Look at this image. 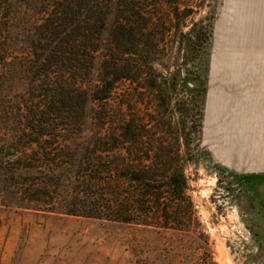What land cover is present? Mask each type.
I'll return each instance as SVG.
<instances>
[{"label": "trees", "instance_id": "16d2710c", "mask_svg": "<svg viewBox=\"0 0 264 264\" xmlns=\"http://www.w3.org/2000/svg\"><path fill=\"white\" fill-rule=\"evenodd\" d=\"M11 1L0 0V192L16 189L18 208L27 211L95 219L117 211L120 223L190 233L197 219L185 171L195 164L189 148L192 141L200 143L207 86L196 85L188 70L180 79V72L166 69L164 76L155 65L174 31L193 50L205 47L211 31L183 33L185 23L174 19L178 0H37L38 12L20 25L1 15ZM150 6L175 13L169 11L164 21L147 19ZM178 44L185 50L184 41ZM147 73L148 88L166 102L184 85L181 131L171 141L172 133L163 131L171 119H161L154 133L139 121L142 129L132 135L138 119L123 115L120 141L127 147L117 150V165H104L105 154L113 151L95 147L105 141L101 128L95 129L94 148L87 146L85 113L110 99L117 82L134 85ZM188 97L195 98L196 109L189 108ZM189 118H194L191 126ZM114 175L117 202L106 208L101 196H114L115 181L104 178ZM67 186L74 191L70 197L56 193ZM106 186L109 193L101 195ZM60 198L68 202L61 210L56 208Z\"/></svg>", "mask_w": 264, "mask_h": 264}, {"label": "rangeland", "instance_id": "374dc122", "mask_svg": "<svg viewBox=\"0 0 264 264\" xmlns=\"http://www.w3.org/2000/svg\"><path fill=\"white\" fill-rule=\"evenodd\" d=\"M178 2L179 15L174 19L185 23L183 33L193 29L202 36L211 31L202 50L200 46L193 50L188 39L174 31L155 65L164 76L166 69L180 72V79L188 70L196 85L207 86L200 143L192 141L189 148L195 164L185 171L197 219L192 231H154L120 223L117 211L106 212L105 219L27 211L18 208L22 203L18 191L4 187L0 192V264H264V169L250 166L260 163L264 155V97L259 93L264 77V0ZM38 10L37 0H13L4 5L1 15L20 25L26 15ZM169 11L175 13L166 6H150L145 13L147 19L164 21ZM179 41L185 42V50H180ZM151 81L147 73L134 85L117 82L110 99L95 102L93 110L85 113L87 142L92 143L87 146L94 148L95 129L101 128L105 141L95 147L113 151L105 154L104 165H117V150L127 147L120 141L123 115L127 121L138 119L132 135L142 129L141 122L154 133L161 119L165 123L171 119V127L163 130L172 133L171 141L181 131L184 85L180 83L172 101L166 102L159 91L148 88ZM125 94L132 96L125 99ZM188 101L189 108L196 109L195 98L188 97ZM159 112L162 117L156 119ZM192 120L188 119L189 126ZM225 133L236 145L228 153L231 166L220 160L218 152ZM253 141L257 151L250 150ZM104 179L115 181L114 196H101L107 208L109 201L117 202V175ZM104 189L101 195L109 193L110 186ZM56 193L70 197L74 191L67 186ZM57 203L61 210L68 202L60 198Z\"/></svg>", "mask_w": 264, "mask_h": 264}, {"label": "crops", "instance_id": "0c3cea01", "mask_svg": "<svg viewBox=\"0 0 264 264\" xmlns=\"http://www.w3.org/2000/svg\"><path fill=\"white\" fill-rule=\"evenodd\" d=\"M263 72H264V68H263ZM264 76V75H263ZM263 84H261V86H260V88H259V93H260V96H263L264 97V77H263ZM213 94H214V98H215V93L213 92ZM262 101H264V98H262ZM235 107H236V104H235ZM233 110H234V108H233ZM254 111H256V109L254 110ZM240 112H241V107H240ZM238 134H242V132H237ZM263 133V132H262ZM227 134L225 133L224 135H223V140L221 141V146L220 147H218V152H219V154H220V160L223 162V163H225V165L226 166H231L232 164H231V160H228L227 158H229L228 157V153L231 151V150H236L235 149V147L234 146H236V145H234L233 144V142H232V140L229 138V136H226ZM264 145V144H263ZM249 146H250V150L251 151H253L252 149L254 148V151L256 150L257 151V142L256 141H253V143L251 142L250 144H249ZM240 147V146H239ZM242 147V146H241ZM243 148V147H242ZM241 148V149H242ZM259 149V148H258ZM261 150H264V148L262 147L261 148ZM254 152H251V154H250V159H253V157L255 156V155H252ZM255 154V153H254ZM262 156V155H261ZM222 158L224 159V160H222ZM261 159H263L260 163H254V162H252L251 163V168H256V169H264V155H263V157L261 158ZM254 160V159H253ZM245 165H242L241 167L243 168V170H246V169H244L245 167H244ZM250 166H248V167H250ZM264 171V170H263ZM246 172H262V171H246Z\"/></svg>", "mask_w": 264, "mask_h": 264}]
</instances>
